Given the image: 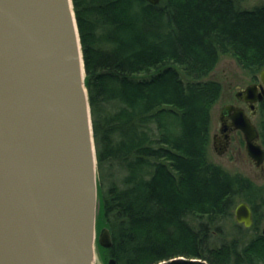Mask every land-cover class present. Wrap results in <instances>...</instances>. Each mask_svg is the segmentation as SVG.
<instances>
[{
    "label": "trees",
    "instance_id": "trees-1",
    "mask_svg": "<svg viewBox=\"0 0 264 264\" xmlns=\"http://www.w3.org/2000/svg\"><path fill=\"white\" fill-rule=\"evenodd\" d=\"M115 264H264L221 223L252 182L208 158L222 55L264 67V2L72 0ZM264 113V106L261 107Z\"/></svg>",
    "mask_w": 264,
    "mask_h": 264
},
{
    "label": "water",
    "instance_id": "water-1",
    "mask_svg": "<svg viewBox=\"0 0 264 264\" xmlns=\"http://www.w3.org/2000/svg\"><path fill=\"white\" fill-rule=\"evenodd\" d=\"M259 77L264 85V68ZM235 97L250 110L260 99L255 85ZM231 110L245 151L259 166L264 150L258 130L242 107L231 104L222 107V125ZM98 206L72 0H0V264H94L96 241L104 248L112 244L108 228L96 238ZM235 216L251 224L245 203L237 205Z\"/></svg>",
    "mask_w": 264,
    "mask_h": 264
},
{
    "label": "rangeland",
    "instance_id": "rangeland-1",
    "mask_svg": "<svg viewBox=\"0 0 264 264\" xmlns=\"http://www.w3.org/2000/svg\"><path fill=\"white\" fill-rule=\"evenodd\" d=\"M241 7L250 8L257 4H261L264 0H237ZM209 79H214L222 84V94L219 100L213 105L211 109V128H210V145L208 149V158L210 161L220 165L222 168L232 174H239L246 177L250 181L259 185L263 193L261 194V201L264 200V174H262L257 168L251 163L249 156L247 155L244 147V140L240 133L235 136L234 144L232 148L227 152L218 154L213 146L212 135L216 133L219 126V114L222 106L235 103L236 98L234 93L240 88L245 87L251 81L252 74L246 69H243L236 61V59L229 55H222L217 62L215 68L208 75ZM254 121L262 125L264 132V113L260 112L254 118ZM218 146V145H217ZM99 200V197H98ZM264 202V201H263ZM263 204V205H262ZM259 217L262 220H255V226L251 228L239 227L234 216L222 221V231L224 232V239L227 241L231 238H238V242L245 245L251 241H255L256 246L263 247L264 250V203H257ZM100 214V200L96 217V238L102 232L103 229L107 228L99 217ZM103 247L96 241V257L94 264H108L110 258L106 259L101 255L99 249ZM104 248V247H103Z\"/></svg>",
    "mask_w": 264,
    "mask_h": 264
},
{
    "label": "flooded vegetation",
    "instance_id": "flooded-vegetation-1",
    "mask_svg": "<svg viewBox=\"0 0 264 264\" xmlns=\"http://www.w3.org/2000/svg\"><path fill=\"white\" fill-rule=\"evenodd\" d=\"M262 69H260V71ZM260 71L256 75H253L251 78V81L249 82V84H247V85H255L256 95H257V97L260 96V99H258L254 103L255 108L250 110L248 108L247 102L237 99L235 97V93H234V97L236 98V102L235 103H229V104L234 105L235 107H242L244 109L245 114L251 119L252 123L256 126V128L258 130V133H259L258 143L261 145L262 149L264 150V132L262 130V125L260 123L258 124L257 122L254 121V118L257 115H259L260 112L262 113L261 107L264 106V85L261 82L260 77H259ZM245 87H243V88H245ZM243 88H240V89H243ZM222 107L220 109V114L222 111ZM233 113H234L233 110H231L230 113L225 112L224 117H223L224 118V125H222V122L218 118L219 126L217 128L216 133H214L212 135L213 146L216 149V151L221 152L220 154L225 153L229 149L232 148V145L234 144L235 136L237 133H240L243 137L242 132L239 129L235 128L234 124L232 123V118L230 117V115ZM220 114H219V117H220ZM243 140H244V137H243ZM244 147H245V140H244ZM251 163L257 168V170H259L262 174H264V159H263V162L259 166H256L254 161H252V160H251ZM251 182H252V184L250 185L251 189L249 190V195H248L249 201L248 200H242V199L237 201V203L234 205L233 214H232V216H234V218L236 220L235 209H236L237 205L240 203H245L249 207V210H250L251 224L249 226H244L243 223L237 222L238 223L237 225L239 227L243 226L244 228H251V227L255 226V223H254L255 220H262L259 217V213H258V209L256 207V204L257 203H259V204L264 203L263 202L264 200L261 201V194L263 193V190L259 185L254 183L252 180H251Z\"/></svg>",
    "mask_w": 264,
    "mask_h": 264
}]
</instances>
